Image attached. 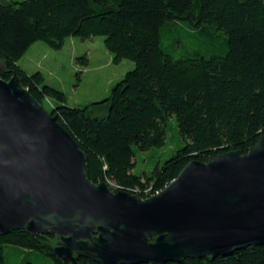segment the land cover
I'll use <instances>...</instances> for the list:
<instances>
[{
  "label": "trees",
  "instance_id": "1",
  "mask_svg": "<svg viewBox=\"0 0 264 264\" xmlns=\"http://www.w3.org/2000/svg\"><path fill=\"white\" fill-rule=\"evenodd\" d=\"M178 21L222 31L223 52L175 57L169 49L179 41L167 48L163 35ZM97 35L105 36L115 63L129 59L135 68L109 97L85 107L68 106L64 91L47 84L41 71L30 73L20 64L37 41L59 50L69 37ZM0 59V77H19L78 142L87 177L107 182L113 191L148 198L191 161L247 153L264 135V0H0ZM172 115L185 144L151 171L135 173L137 150L162 147ZM56 241L26 230L0 236V264L6 263V245L71 264L56 256ZM76 264L99 263L79 258ZM166 264H264V244Z\"/></svg>",
  "mask_w": 264,
  "mask_h": 264
},
{
  "label": "water",
  "instance_id": "2",
  "mask_svg": "<svg viewBox=\"0 0 264 264\" xmlns=\"http://www.w3.org/2000/svg\"><path fill=\"white\" fill-rule=\"evenodd\" d=\"M54 235L76 264H166L264 244V135L249 152L193 160L148 198L86 175L75 138L22 86L0 77V236Z\"/></svg>",
  "mask_w": 264,
  "mask_h": 264
},
{
  "label": "rangeland",
  "instance_id": "3",
  "mask_svg": "<svg viewBox=\"0 0 264 264\" xmlns=\"http://www.w3.org/2000/svg\"><path fill=\"white\" fill-rule=\"evenodd\" d=\"M224 37L222 31L213 28L199 30L188 22L178 21L170 29L166 28L163 45L170 48V44L178 40L176 49H169L175 57L195 50L204 54L221 53ZM84 58H88L87 64L82 63ZM20 64L30 73L41 71L47 84L65 92L66 104L71 107H85L109 97L112 88L127 72L135 68V63L129 59L115 63L113 55L106 48L105 36L102 35L87 39L69 37L64 47L59 50L51 48L43 41H37L21 58ZM2 67L3 61L0 59V69ZM103 114L104 111L99 115ZM167 128L166 143L162 147L148 151L137 150L135 173L151 171L155 165L162 164L185 144L176 116H170ZM111 187L116 186L112 183ZM4 253L5 264H30L28 261L33 264H54L40 252H30L13 245H6Z\"/></svg>",
  "mask_w": 264,
  "mask_h": 264
}]
</instances>
